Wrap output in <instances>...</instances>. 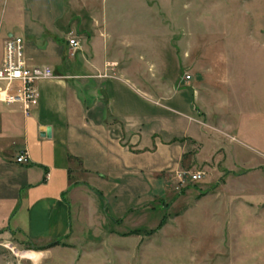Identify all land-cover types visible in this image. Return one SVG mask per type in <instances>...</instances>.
Listing matches in <instances>:
<instances>
[{"label":"rangeland","instance_id":"374dc122","mask_svg":"<svg viewBox=\"0 0 264 264\" xmlns=\"http://www.w3.org/2000/svg\"><path fill=\"white\" fill-rule=\"evenodd\" d=\"M10 33L31 65L50 45L66 64L129 66L149 93L192 76L211 136L140 197L77 194L62 238L0 228V264H264V0H0V57Z\"/></svg>","mask_w":264,"mask_h":264},{"label":"crops","instance_id":"0c3cea01","mask_svg":"<svg viewBox=\"0 0 264 264\" xmlns=\"http://www.w3.org/2000/svg\"><path fill=\"white\" fill-rule=\"evenodd\" d=\"M44 50L43 63L34 65H51L58 77L38 84L30 112L21 103L0 105V228L24 231L34 241L70 232L77 194L109 202L140 197L189 156L197 163V145L211 136L192 76L182 87L163 82L156 85L162 91L149 93L129 66L95 58L66 64L50 45ZM108 51L107 44L103 55ZM7 136L16 153H6ZM21 151L27 162L17 161Z\"/></svg>","mask_w":264,"mask_h":264},{"label":"built area","instance_id":"2783aa9c","mask_svg":"<svg viewBox=\"0 0 264 264\" xmlns=\"http://www.w3.org/2000/svg\"><path fill=\"white\" fill-rule=\"evenodd\" d=\"M72 48H77L79 42L70 39ZM54 69L48 65H29L25 55V40L22 36L11 34L4 42L3 55L0 57V105L21 103L28 114L33 105L38 102V84L45 80L57 78ZM187 79L191 76L187 75ZM28 154L21 151L18 162H27ZM193 181L202 178L201 172L191 174Z\"/></svg>","mask_w":264,"mask_h":264},{"label":"water","instance_id":"95a60500","mask_svg":"<svg viewBox=\"0 0 264 264\" xmlns=\"http://www.w3.org/2000/svg\"><path fill=\"white\" fill-rule=\"evenodd\" d=\"M47 135H48V136H51L50 129L47 130Z\"/></svg>","mask_w":264,"mask_h":264},{"label":"trees","instance_id":"16d2710c","mask_svg":"<svg viewBox=\"0 0 264 264\" xmlns=\"http://www.w3.org/2000/svg\"><path fill=\"white\" fill-rule=\"evenodd\" d=\"M56 242H57V240H56ZM58 243V242H57Z\"/></svg>","mask_w":264,"mask_h":264}]
</instances>
